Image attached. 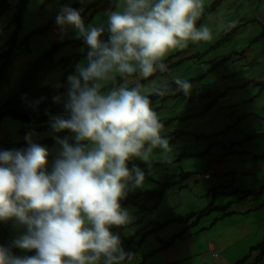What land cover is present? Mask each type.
I'll list each match as a JSON object with an SVG mask.
<instances>
[{
	"label": "clouds",
	"instance_id": "obj_1",
	"mask_svg": "<svg viewBox=\"0 0 264 264\" xmlns=\"http://www.w3.org/2000/svg\"><path fill=\"white\" fill-rule=\"evenodd\" d=\"M228 1L214 3L220 7ZM214 3L115 0L99 24H86L85 13L67 4L60 8L54 21L57 26L52 24L49 30L51 46L72 29L87 52L82 62H74L66 92L52 97L64 110L57 114L44 110L49 117L48 135L58 145L55 156L31 130L24 136L27 147L0 149V222L11 221L22 229L7 244L0 243V264H127L133 259L134 254L124 249L122 236L113 231L133 223L122 201L147 180L145 170L136 164L130 168L129 162L135 158L148 165L154 149L170 151L165 125L153 109L151 96H189L194 88L191 80L179 76L171 84L152 79L146 85L144 81L168 71L164 61L170 51L213 39L212 29L204 24L198 27L197 22ZM217 14L210 16L209 25ZM260 24L264 26V21ZM234 25L230 21L220 28L226 31ZM256 38L264 41V37ZM249 49L238 55L246 58ZM38 57L16 58L15 71ZM16 80L14 73L3 76L0 105L18 90ZM249 82L254 85L253 80ZM230 91L227 88L225 93ZM22 99L34 112L40 111L42 98ZM214 173L211 170L201 180H210ZM172 203L174 211V198ZM251 212L250 208L246 213ZM174 218L185 222V216Z\"/></svg>",
	"mask_w": 264,
	"mask_h": 264
},
{
	"label": "rangeland",
	"instance_id": "obj_2",
	"mask_svg": "<svg viewBox=\"0 0 264 264\" xmlns=\"http://www.w3.org/2000/svg\"><path fill=\"white\" fill-rule=\"evenodd\" d=\"M75 1L77 0H67L66 4L72 5ZM215 1L216 0H204V3L206 6L214 3ZM57 6H61V0H30L24 16L23 28L19 29L17 32L18 42L21 43L26 38L28 33L36 31L40 28L44 29L47 26L46 22L51 19L53 14H56L60 10L56 8ZM113 7L114 6H111L100 11L94 17H90V12L86 15H82V17L84 18L86 24H99L106 20L105 13L107 12V10ZM254 9L255 8L252 5L242 0H229L226 3H223L222 6L216 8L213 14L217 12L218 14L210 23V28L213 31V39L207 42L201 41L195 42L193 44L195 51H199L202 53L206 52L204 57L201 58L200 63L197 62L198 59L196 57L192 59H186V57L191 56L195 53L194 50L190 49L187 52H183L173 61L165 62L168 66V71L164 73L158 72V74L155 76L156 79H159L161 81L166 80L171 84L173 79L177 76L186 80H190L196 77H200L203 74V77L197 80L196 83L191 81L194 85L193 91L191 95H189L191 97L185 98L183 96L181 97L169 94L162 97L158 96L153 100L158 102L153 103L152 101L153 109L159 114L160 120L165 125L164 130L166 131V135L168 136L170 142V151L164 153L161 149H154L150 156L148 165L135 158L133 161L129 162L130 168L133 164H136L137 166L141 164V168L144 169L148 175L147 180L142 188H138L128 194V198L131 199L132 202L122 205L130 211L133 217V223L127 228L113 229L114 232H117L122 237H130L131 235H134L137 243L143 241L142 246L134 254L133 259L127 262V264H173L175 262H170L173 255L170 256V253L163 250L164 244L162 243V241L170 242L173 240L174 235L183 236L185 232H181L180 230L179 233H175L174 227L178 222H169L162 227L157 224H151L148 222L149 220H152L155 223L166 222V218L171 217L170 213L172 209L169 206L167 193L163 192V196L160 197V195L158 194H147V191L155 189L164 190L166 183H172L176 181V179L179 180V175L181 173L180 167L184 164V162L185 170H191V168L188 166V161H181L182 158L180 159L179 157V162L174 161L176 158V147L174 146V144L177 142L179 144L186 143L187 140H192L191 138H195L191 134H185L186 129H184L181 124L186 121H180L179 119L187 117L189 113L195 114L199 111H204L202 115H198L200 117L199 122L204 123L208 121L207 124L205 123L204 126H201L202 133L218 132L225 124H219L216 121L219 122L221 120L222 122L223 118L230 119L233 116V119L238 117L237 123L240 124L238 128L240 130V135L246 136L247 133L255 131V128H257V131L259 133L264 132V125H262L261 123L254 124V121L256 122V115L259 114V110L255 109H257L258 107H264V91L260 96H258L260 91L264 89V81L261 82V85L256 87L249 82L251 80H253V82H256V80L260 77L264 78V56L260 55L256 58V55L261 52L256 51L257 49L255 50L257 44L255 39H257L256 37L260 36L263 32V26L257 19L252 20V17H250L251 14H254L256 16V11ZM219 20H222L223 24H227L230 21H240L244 25L240 27L237 32H231V36H225L224 38L223 32L226 33L227 31L228 33L229 30H223V32L215 33L220 28L216 25L217 21ZM247 21L249 22L246 23ZM6 26L7 29L5 31H0V48L4 47L6 41L9 39L10 35L12 36V33L14 32L16 27L9 24L6 17H2L1 28H4ZM65 35H68L70 38H75L74 30L68 29L66 32H63V35L55 41L60 42L66 39H70L65 38ZM52 40L53 37L51 33L48 31V29H44V31L32 36L29 39L28 44L23 43V45H20L16 49L15 58L27 57L31 60H34L43 51L50 48ZM248 46H250V49L247 52V57L243 59L241 58V55L238 54L243 53L242 51ZM183 49L178 48L170 51L165 59L174 54L176 55ZM230 51H234V54H231ZM86 52V45H83L79 48H75L70 44L61 45L57 49L56 60L72 56L74 53H79L81 54V57L78 63H80L85 59ZM216 58H218L217 61H211ZM225 59H227V61H222ZM221 61L222 64H215L220 63ZM73 68L74 61L68 63L66 66L57 67L49 76V80L47 83L51 85L62 84L64 85L63 88L67 90V77L68 75L74 73L75 70H73ZM68 72L70 73L67 75ZM150 81H144V83L147 85ZM245 84H247L246 87L244 86L240 88V86H243ZM227 88L231 89V93H225L227 91ZM3 95L4 92H1L0 103L3 100ZM209 104H211V106L208 110H206ZM243 107H250L255 114L254 117L252 115L246 114L245 111L242 110ZM250 117H253L252 119L254 121L251 120ZM169 122H175V126L171 127L173 128L172 130H170L171 128H168L167 123ZM234 123L235 121H233V128L237 133L236 124ZM27 127V125L22 124L21 122L13 118L5 117L3 120V124L0 127V139L16 142L24 141V136L26 133L23 132L27 129ZM46 136L48 135L39 132L38 136H36L35 139L39 141ZM263 141L264 140L255 138V143L253 144L251 142L247 144L246 149L251 152L250 146L252 145V151H254L256 155H259L258 149L264 148ZM48 148L52 152V154L55 155L58 145H56L55 143L54 145L48 146ZM254 153L251 152V155L249 156L250 159L254 158ZM242 155L243 154L240 153L233 156V159L236 162L240 163V165H242ZM152 160H154L155 163H152ZM228 165L230 166V163H228ZM175 174L176 177L174 176ZM149 179L158 181L151 182ZM196 190L200 192L199 188H196ZM139 193L143 194L138 196L137 194ZM261 197L263 196L261 195L259 198ZM192 200L193 202H191L190 200L186 202L188 207L192 208V210L202 209L208 204V201L204 198L197 197ZM226 201L228 200H224L223 203ZM256 202V200L249 199L248 202L232 204L231 209L239 212H247L250 209V204ZM263 202L264 198L260 200V203ZM219 203L220 202H218V204ZM174 205H176V210L179 214L178 205L175 201ZM217 213L218 211H213L202 218L205 225L210 226ZM251 215L252 221L249 222V224L247 221L241 222L242 219L246 218L247 216L251 217ZM238 218L240 220L239 223H232L229 226H225L218 232L219 234L230 233L234 235V239H229L230 243H235L237 241V243H243L242 241L244 240L250 241L251 237L247 233H249V229L250 231H253V233L258 232V230L251 229L258 228L257 226H261L258 229L261 230V232H264V226L260 225L256 220V218L258 217L256 216L255 212H251L244 217ZM246 228L248 229L247 231ZM21 230L22 229H18L14 225V222H0V243L7 244L9 240L16 236ZM157 234H160L164 238L159 241L157 239L159 235ZM201 234L202 232H196L195 237H200ZM257 242H260V240ZM259 244L260 243L254 244L253 246L248 245L247 247H241L242 249H244V251L239 254L238 250L237 255L235 256L236 261H234L235 259L231 261H234L235 264H238L239 261L242 260L241 262H243L247 257L250 256V260L248 259L249 261H247L246 264L253 262V260L257 258L262 251L259 247H256L254 249L252 247ZM199 257L200 256H198L197 258ZM219 260L222 262L226 261L229 264H232L228 260H226L224 256H220ZM205 264L211 263L207 262ZM213 264L217 263L214 262ZM260 264H264V255L263 260L260 262Z\"/></svg>",
	"mask_w": 264,
	"mask_h": 264
},
{
	"label": "trees",
	"instance_id": "obj_3",
	"mask_svg": "<svg viewBox=\"0 0 264 264\" xmlns=\"http://www.w3.org/2000/svg\"><path fill=\"white\" fill-rule=\"evenodd\" d=\"M66 2L67 0H61V6H57L56 8L60 9L62 6L66 4ZM29 3H30V0H0V31H5L7 29V26L4 28H1L2 17H6L9 24L16 26L14 32L12 33V36L10 35L4 47L0 48V83H1L0 87L2 86V88H5V85L3 83V76L5 74L11 76V74L13 75V73H14L15 78L17 79L15 81V85L18 86V90L10 93V95L6 98L4 103L0 105V127L3 124L4 118L10 117L28 126L27 129L23 133H27L28 131L31 130V131H35L36 133L42 132L48 135L50 131V126L48 123L49 117L45 115L44 110L49 109L52 111L53 114L62 112L64 110L62 105H57L53 103L52 97L53 95H56L58 92L63 93L66 90L64 88L57 89L55 85L48 84L47 83L49 80L48 78L57 67L66 66L68 63H70V61L77 62V60L79 61L81 57V54L74 53L72 56L61 58L60 60H56L55 55H56L57 49L59 46L65 45V44H70L71 46L75 48L82 47L84 44L82 40L70 38L68 35H65V38H70V39H66L64 41L54 43L51 46V48L45 50V52L41 56H39L37 60L28 61L25 63L27 65L25 66L24 69H22L20 72L15 71L14 62L16 59L15 58L16 49L20 45H23V43L28 44L29 43L28 41L32 36L44 31V29L46 30L48 29V31L51 30L50 26L52 24L56 25L54 21H55V16L57 13L53 14L51 19L48 21L49 22L48 25L44 29L40 28V29H37L36 31L28 33L26 38L21 43H19L17 32L19 29L23 28V20H24V16H25ZM114 3H115V0H77L72 5H69V6L80 10L81 15L82 13H85L84 15H86L87 13L90 12V17H94L96 14H98L100 11L104 10L105 8L107 9L111 6H114ZM216 8H219L218 2L214 3L212 6L206 7L204 9L202 18L197 22V26L199 27L200 24H204L210 28V25L208 22L210 21V16L215 12ZM248 22L249 21H247L246 23ZM222 23H223L222 20L217 21L216 23L217 27H220ZM243 25L244 24L242 22L237 21L235 22L234 27H232L228 31V33L227 31L226 33H224L223 30H221V28H219V30L216 31L215 33L223 32V36L225 38V36H231V32L238 31L239 28L242 27ZM263 37H264V26H263V32L261 33L259 38H263ZM193 44H194L193 42H189L186 48L178 52L176 55L174 54L168 57L167 59H165L164 62L173 61L176 57L180 56L183 52H187L190 49L194 50ZM194 52L195 53L193 55L186 57V59H192L196 57L198 59L197 62L200 63L201 58L204 57L206 52L202 53V52L195 51V50ZM214 60L217 61L218 58ZM220 63H222V61ZM218 64L219 63H216V65ZM68 74L69 72L67 73V75ZM157 74L158 73H156L155 76ZM155 76L150 77L148 81L152 79H156ZM201 77H203V74L200 77H196L190 80L196 83V81L201 79ZM175 96H181V97L183 96L185 98L191 97V96H184L182 94H176ZM23 97H26L27 100H36V99L42 98V103L40 105V111L37 113V112H34L31 108H29L27 104L25 103V101L22 99ZM157 97L158 96L153 95L151 96V100L153 101ZM154 102H158V101H153V103ZM210 106L211 104L208 105L206 110H208ZM203 112L204 111H199L198 113H195V114L189 113L187 117L179 119L180 121H183V120L186 121L183 124H181V126H183L184 129H186L185 130L186 133L185 132L184 133L191 134L195 138H191L192 140L186 139L187 140L186 143L179 144L177 142L178 145L177 143L174 144V146L176 147V150H175L176 158L174 161L179 162L181 158H182L181 161L182 160L188 161V166L191 168V170L189 171L185 170L184 168L185 162H184V164L180 167L181 173L179 175L180 179L178 181H174L172 183H166L164 190L155 189V190L147 191V194H150V195L158 194L160 195V197L163 196V192L167 193L168 199H169V206L173 208L172 191L177 189L180 181H181V184L183 185V183L186 181H189V180L195 181L194 179H199L200 181H202V182H199V184L201 186H205L206 189H208L207 192L211 190L214 193H217L218 195H223L225 197L224 200H228L226 201L227 204L224 206H215L213 208L212 205H209L200 211H196L195 213L193 212V213H189L188 215H185V223L187 222V220H194V224H196L198 223L199 217L201 216L203 217L205 214L209 213L210 211H213L214 209L220 211L222 215H227L228 214L227 209H230V206L232 204L234 203L240 204L243 202H248L251 195L253 194L252 191L255 190V188L250 190L251 184L248 185L250 188H246V190L244 191L239 190L236 193L235 190L229 191V188L227 187H224V186L217 187L215 185H212L210 183V180H206V181L201 180L203 175L207 173H211L213 164L216 161L225 162L227 165V169L229 170V173H231L236 178L240 179V181L242 182H244V180L251 181L252 179L254 182L252 185L256 187V183L259 181V180L257 181V179H254L255 176L252 177L250 170H248L249 166L246 165V159L250 161V163H252L249 156L251 155V152L253 151L249 152L246 149L247 143H250L249 142L250 136L248 134H246V136L240 135V130L238 129L240 126L239 123H236L237 133L234 131L233 124H229L224 130H220L216 133H211V134L202 133L201 126H204L205 123L208 122V121L204 123L199 122L200 117L198 115L199 114L202 115ZM167 125H168V128L170 129L171 127L175 126V122H169L167 123ZM172 129L173 128H171L170 130ZM61 135L70 136L71 134L62 133ZM256 136H260V135L256 134ZM37 142L43 145H46L47 147L54 145L56 143L51 135L50 136L48 135ZM24 147H27V142L25 140L16 142V141H11V140H1L0 139V149H14V148L21 149ZM179 149H180V152H179ZM240 153L243 154L241 156L242 165H240V163L236 162L233 159V156H235L236 154H240ZM54 156L55 155H53V157ZM51 158L52 157H50V159ZM151 162L155 163L154 160H152ZM228 163H230V166L228 165ZM138 166L141 167L142 165L139 164ZM174 176L176 177V174ZM211 176H213V174ZM149 180L151 182L158 181V180L154 181L153 179H149ZM228 187H232V186L229 185ZM258 188L259 186H257V189ZM143 193H139L137 195L140 196ZM129 202H132V200L131 199L129 200L127 198L126 200L122 201V205H125ZM256 208L253 209L252 212L256 213V216L258 217L256 218V220L259 222V224L264 226V205H260L259 207H256ZM187 227L189 229V226ZM185 231H186V227L183 230H181V232H185ZM157 235H159L157 237L159 241H161V239L164 238L160 234H157ZM176 236H177L176 238L178 239L180 235H176ZM121 239L123 241L124 249L133 254H135L143 244V241H140L137 243V241L134 238V235H131L130 237H121ZM162 243L165 245V247H167V246H172L175 242L172 240L170 242L162 241ZM258 247L261 249L262 252L257 258L253 260L251 264H259L263 260L264 243L260 244ZM249 258L250 256L247 257L245 261L239 262L238 264H246ZM185 262L186 264H189V261L186 258L178 260L174 262L173 264H185Z\"/></svg>",
	"mask_w": 264,
	"mask_h": 264
},
{
	"label": "crops",
	"instance_id": "obj_4",
	"mask_svg": "<svg viewBox=\"0 0 264 264\" xmlns=\"http://www.w3.org/2000/svg\"><path fill=\"white\" fill-rule=\"evenodd\" d=\"M236 1H240V0H236ZM242 1L252 5L255 8L254 10L256 11V16L254 14L250 15V17H252V20L257 19L259 23L260 21L261 22L264 21V0H242ZM207 2H210V1H207ZM256 42L257 44H256L255 50L257 49L256 51L261 52L256 55V58L259 57L260 55L264 56V42H258V41ZM263 80L264 78L257 79L256 82L255 81L253 82L254 84L253 86L256 87V86L261 85L260 81H263ZM263 91L264 89L260 91L258 96H260ZM229 93H231V91ZM242 110H244L245 113L247 112L246 114L252 115L253 117L255 115L250 107H243ZM255 110H259V114L256 115L257 116L256 122L252 119L253 117H250V119L254 121V124L261 123L262 125H264V107L262 108L258 107ZM233 117L230 119L223 118L222 122L221 120L219 122L216 121L219 124H225L223 127H221L220 130H224L229 124H233V121H235L234 124H236L238 117L235 119H233ZM207 123L208 122H206V124ZM254 130L255 131L251 133H247L250 136L249 142L250 143L252 142L254 144L255 138L257 137H259L258 138L259 140H264V132L259 133L257 131V128H255ZM207 134H211V133H207ZM256 134L260 136H256ZM252 148L253 146L251 145L250 146L251 151H252ZM258 151H259V155L257 156L254 153L255 156L254 158L251 159L252 163L248 162L247 164L249 166L248 170H250L252 177L255 176L254 179H257V181L259 180L256 183V187L252 185L254 183L252 179L251 181L244 180V182H242L240 181V179L236 178L231 173H229V170L227 169V165L225 162L216 161L213 164L212 173L214 172L215 173L213 177L210 179V183L212 185H215L217 187L224 186V187L229 188V191L235 190L236 193L239 190L244 191L246 190V188H250L248 185L251 184L250 190L254 188L255 190L252 191L253 194L251 195L250 199L257 201L256 203L250 204L251 211L255 209L256 207H259L260 205H264V202L260 203V200L264 198V148L258 149ZM247 161L248 160L246 159V162ZM194 180L195 181L193 180L186 181L183 183V185L181 184V181H180L176 190L172 191L170 189L172 191L173 198L175 197L174 201L178 205L179 214H180L179 215L177 213V210L175 208L174 211L170 213L171 216L173 215L176 218L183 219L185 215H188L189 213H193V212L195 213L196 211H200L209 205H212V207L214 208L215 206H224L227 204V202L223 203L225 199L223 195H218L217 193H214L211 190L207 192L208 189H206L205 186H201L199 184V182H202V181H198L196 179ZM176 181L178 180L176 179ZM229 185L232 187H228ZM257 186H259L258 189H257ZM196 188H199L200 192L197 191ZM261 195L263 197L259 198ZM197 197L206 199L208 201V204L202 209L192 210V208L188 207L186 202L189 200L193 202L192 199H195ZM218 202L220 203L218 204ZM213 211H218V210L214 209ZM213 211H210V212H213ZM227 212H228L227 215H222L220 211H218L217 215L214 217L210 226L205 225L204 220H202V218L207 216L209 213L205 214L203 217L200 215L201 217L198 218V223L196 224H194V220L193 221L189 220L188 223H185V222L180 223L179 221L171 220V219H175L174 217H167L166 222H162V224L165 225V224H168L169 222H178L177 225L174 227V231L176 234L179 233L180 230H183L186 227V231L183 236L177 239L176 238L177 236L174 235L175 237L173 238V241L175 243L172 246H167V247H164L163 249L164 251H167L168 253H170V256L173 255L170 262H174V261L176 262L178 260L186 258L188 259L189 264H205L207 262L211 264H213L214 262H216L217 264H229L226 261L222 262L219 260L220 256H224V258L228 260L230 263L235 264L234 261H236L235 256L237 255V251L239 250V254L242 251H244V249H242L241 247H247L248 245L253 246L254 244H257V243L261 244L264 242V232H261V230L258 229L261 226H257L258 228H251V229L258 230V232L253 233V231H250L249 229V233H247L251 237L250 241L244 240L242 241L243 243H237L238 241L235 243H230L229 239H234V235L230 233L219 234L218 232L222 230L225 226H229L232 223H239L240 220L238 217H244L248 215L249 213L235 211L231 209V206H230V209H227ZM244 221H247L249 224V222L252 221V215L251 217L247 216L246 218L241 220V222H244ZM187 226H189V229ZM247 230L248 229L246 228V231ZM196 232H202L200 237H197V238L195 237ZM259 240L260 242H257ZM257 246H254L252 248L254 249ZM198 256L200 257L197 258ZM231 260H234V261L232 262Z\"/></svg>",
	"mask_w": 264,
	"mask_h": 264
}]
</instances>
